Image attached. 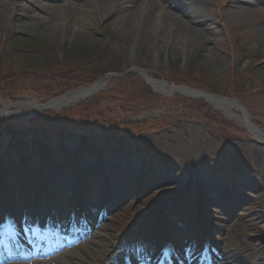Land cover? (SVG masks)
Here are the masks:
<instances>
[{"label": "rangeland", "instance_id": "374dc122", "mask_svg": "<svg viewBox=\"0 0 264 264\" xmlns=\"http://www.w3.org/2000/svg\"><path fill=\"white\" fill-rule=\"evenodd\" d=\"M93 1L0 0V30L40 39L57 47L65 43L85 47L97 44L108 46L114 57L113 60L109 57L106 64L118 72L108 75L119 76L105 88L112 93L116 87L127 82L132 84L128 81L132 76L128 71L133 68L144 69L149 76L164 79L168 84L175 83L164 77L174 75L191 76L193 79H201L204 75L220 77L224 93L230 94L226 98H233V91L250 92L249 99L239 96L241 104L250 118L258 115L260 121L257 123L264 127V41L260 39L264 32V0H116L111 12L101 8L96 11ZM158 1L165 10L166 18L170 12L180 16V11L191 5L194 9L188 19L195 18L192 26L195 25L198 30L208 28L204 30L207 32L205 43L190 46L194 41L189 31L193 29L191 24L185 32L183 29L177 31L186 38V47L174 45L173 40L165 43V33L169 30L167 21L157 33L145 32L142 40L140 37L136 40L128 37L124 25L119 23L121 15L142 3L150 12L149 9ZM236 17L240 19L237 22L234 21ZM59 54L63 55L62 52ZM60 55L58 58L62 61ZM97 59L100 63L106 60L102 57ZM173 66H177L176 70ZM79 67L77 65L75 70ZM240 74H245L246 86L251 84V87L245 88L243 83L242 89L239 87ZM196 85L186 87L192 89ZM138 89L144 91L146 100L128 104L118 100L102 102L99 110L81 113L83 118L74 119L94 126L93 130L90 129L94 142L82 132L61 134L64 133L61 130L64 121L55 120L54 116L45 112L39 114L38 120H55V124H48L43 130L28 124L31 118L28 121L21 116L25 111L13 115L16 109L10 110L13 117L4 119L16 120L11 123L20 129V136L26 138L24 144L16 145V140L10 142L9 137L0 134V178L5 176L12 183L26 174L29 179L31 176L39 179L37 183L28 179L19 180L26 185L0 186V193L7 194L6 199H0V203L4 204L6 200L11 207L21 209L22 213L27 211L23 207L26 203L30 208L27 214L33 217L35 212L31 207L43 209L41 205H45V200L47 210L40 215L42 222L21 217L14 225L7 221L4 213L7 211L1 209L0 229L3 225L11 227V231L18 228L22 235L16 238L21 243L26 242L25 230H30L33 224L41 230L46 228L66 235V231L73 230L72 212L83 214L86 208L89 215L86 201L90 197L79 189L83 185L92 194L91 201H96L91 210L95 209L98 214L100 206L107 210L106 217L96 229L106 225V230L101 232L109 236L117 234L118 242H133L136 245L143 240L145 244L148 241V244L152 241L158 244L151 251L149 246V251L145 250L137 257L139 252H135L131 261L125 264H156L165 243L161 240L163 228L157 219L163 222L166 217L173 219L166 229L174 247L182 248L190 242L199 245L185 260L171 250L177 264H183V261L188 264L194 261L196 264L200 260L204 247L201 239L204 236L211 243L210 264H264V136L257 139L249 133L238 120L237 117L242 118L243 115L236 109H232L233 116L226 115L205 102L183 95L152 97L142 86ZM121 98L123 100L126 96ZM28 100L24 98L21 101ZM201 116L208 117V121ZM251 122L256 124V120ZM103 125L106 127H100ZM129 137L146 142L147 148L152 147L164 160L155 158L157 154L153 153L137 158V152L130 149V143L126 142ZM107 138L112 140L114 152L106 150ZM61 145L65 148L63 152L60 151ZM222 146H227L239 160L225 158ZM44 159L50 163V168L53 163L61 162L73 167L78 160L82 167H95L104 172L95 180L86 181L87 178L84 180L77 176L69 182L56 180V183H46L44 177L51 176L50 173H55L57 169L45 172ZM121 161L138 174L136 179L106 175L105 171H113L112 166L118 173ZM11 171L17 173L11 175ZM59 172L71 175L61 169ZM50 184L59 187L52 189ZM61 187L62 190L59 189ZM42 190L45 193L41 194ZM71 206L75 211L69 209ZM64 209L68 210L64 212ZM16 212L10 210L8 213L18 218ZM59 213H64V222ZM5 237L10 235L0 234V238ZM77 243L61 251L74 248ZM1 248L3 242L0 252ZM121 251L118 253L122 257ZM54 254L39 257L40 262L37 263ZM19 262L13 260L2 264ZM201 262L206 264L202 259Z\"/></svg>", "mask_w": 264, "mask_h": 264}, {"label": "trees", "instance_id": "16d2710c", "mask_svg": "<svg viewBox=\"0 0 264 264\" xmlns=\"http://www.w3.org/2000/svg\"><path fill=\"white\" fill-rule=\"evenodd\" d=\"M58 51L63 54L62 61L58 58ZM98 57L106 60L100 63ZM109 57L113 60V51L108 46L103 47L100 44L91 47L65 44L58 48L40 39L0 30V99L17 100L20 95H25L46 101L60 97L81 86L93 83L107 73H118L106 64ZM77 65L80 67L75 70ZM102 65H105V67ZM219 79L220 77L211 78L206 75L202 76L201 79L174 75L171 78L169 77L168 80L188 86L197 84L196 88L223 94L224 91ZM128 81H131L132 84L127 82L123 86L116 87L114 93L112 91L101 93L95 98L78 105L77 108L72 107L60 113L49 112L57 120L64 121L62 129L58 127L64 131L61 134L69 133V131H65L67 129L90 134V129L93 130L94 126H89V122L82 119L81 123L74 119L83 118L81 113L99 110L102 102L107 103L118 100L122 101L123 104H128L132 101L146 100L147 96H145L144 91L138 89V86H142L146 94L149 93L152 97L155 96L152 90L139 78L131 76ZM122 96H126V98L122 100ZM40 123L38 119L31 121L33 125ZM43 123L46 122L43 121ZM0 130L8 133L10 140L18 139V143L21 142L19 139L24 137H21L20 131L16 130L8 121L0 120ZM109 138H107V143L111 145L112 140ZM117 141L120 142V140ZM126 142L130 143L132 147L147 146L144 141H138L136 137L131 139L129 137Z\"/></svg>", "mask_w": 264, "mask_h": 264}, {"label": "bare ground", "instance_id": "6f19581e", "mask_svg": "<svg viewBox=\"0 0 264 264\" xmlns=\"http://www.w3.org/2000/svg\"><path fill=\"white\" fill-rule=\"evenodd\" d=\"M217 1V0H216ZM116 0H94L92 2V6L94 9H96V11L99 10V8L101 9H106L108 12H111L113 10V8L116 6ZM141 2H145V0H142ZM142 4H139L137 7H135L133 10H129L126 13H124L123 15H121V18L119 19V23L124 25V30L126 31V35L128 37L133 38V40H136V38H139L142 40L141 37H143V35L145 34H150V33H157L158 31H160L161 29V25H163L166 21L168 22L169 25V30H167V32L164 34L165 35V43L169 41H172V43L176 46H181V47H186L187 46V40L186 38H183L182 35L178 34L177 31L178 30H184V32L187 30L186 27L188 28L189 25L191 24V27L193 29L189 30L191 33V37L193 38L194 36V41L191 42L190 46H194V44L196 46H200L203 44V42L205 41V39H207L206 35V31H204L205 29H208L207 27L202 30V28H199V30L197 29L198 27H196L195 25L192 26V24H194L193 19L195 18H191L188 19V15L191 13L192 14V10L194 9L191 5H189L186 8H183L180 11V16L175 15L174 13H169L168 17L166 18V15L163 13V11H165L163 9V6H161V4L158 2H156V5H153V8H150V12L146 11L147 7ZM82 8H84L83 10H85V6H83ZM88 9V8H87ZM2 12V11H0ZM165 15V16H164ZM238 19L237 17L234 19L235 22H237ZM185 27V28H184ZM262 28V27H260ZM257 32V30H256ZM185 34V33H184ZM173 37V38H172ZM260 39H262L264 41V32L261 34ZM180 41V42H179ZM189 42V41H188ZM207 42V41H206ZM205 43V42H204ZM264 46V43L263 45ZM104 83L99 82L97 83L95 86H93V90L97 89H103ZM155 88L158 91H168V89L166 87H164L163 85H159V84H155ZM90 91L86 90H82L80 92L77 93H72L69 94L61 99L55 100L54 102L50 103L48 105V107H54V109H59V108H63L66 106H69L72 103H76L80 98H82L83 95H86V93H89ZM188 91H185V93H187ZM207 100L210 102V104L216 108H218L221 111H224L227 114H231L233 115V109H237L238 112H244L242 110V108H239V104L237 102H227V101H218V99L215 98H207ZM233 103V104H232ZM5 105V104H4ZM13 107H16L18 109V111H23L26 110L27 114H35L40 112L44 107L40 106L39 104H33V103H26V104H19V105H13ZM8 109V107L6 108V110ZM8 114V113H7ZM243 114V113H242ZM238 120L243 123L246 124L249 119L246 115H244L242 118L238 117ZM256 133V132H255ZM261 137V136H258ZM121 166H120V171L118 173L114 172V170L116 169L115 166H112L111 169H113V171H105L106 175L111 177V178H115L114 176L118 177L121 176V178L123 179H129V178H137L138 174H136L134 171L130 170V167L128 165H124V161H121ZM70 164L66 163V162H61V163H53L51 165L50 168V163L44 159L43 160V168L45 172L53 171L55 169L56 172L55 173H50L51 176H46L44 177V181L48 182V183H56V180L58 182L64 181V182H69V180H73L74 178H76L77 176H79L80 178H83L86 181H89L91 179L95 180V178H98L99 176L103 175L102 169H98L95 167H82L80 166V162L78 163V160L74 163L73 167L68 166ZM48 169V171H47ZM59 169L63 170V171H67L70 174H65L63 172H59ZM61 174H56L58 173ZM125 172V173H124ZM14 173H17L16 171H11V175H13ZM124 173V174H122ZM137 175V176H136ZM22 181H26L23 179H28L33 181V183H37L39 177L34 176L29 179L28 175L26 174L24 178H20ZM19 178H16V180L13 181V183L10 181H7L4 178H0V185H3L5 188L10 186V184H15V185H26V182H19L20 180ZM51 185V184H50ZM54 186V185H53ZM55 187V186H54ZM59 186H56L55 188H57ZM62 190V187L59 188ZM79 189H83L88 195H89V201L87 199L86 203H87V209L89 212V221L90 224L92 226H95V224H98L100 222V219L98 220V214L95 213V209H93V211L91 210V207L94 206V204H96V201L93 203V201H91V195L89 192L86 191V186H80ZM93 195H96L95 193ZM162 196V195H161ZM41 197H43L41 195ZM45 205H41L43 209L39 208V207H31L33 208V212H35V216L39 217V215H42L44 213H46L47 207H46V201L43 200ZM18 206V205H16ZM64 206V205H62ZM25 209H27L26 212H28L27 208V204L25 203L23 206ZM65 207V206H64ZM74 207V206H73ZM103 206H100L99 209H102ZM71 208V207H70ZM69 208V209H70ZM4 209L5 211L7 210H16V214H18V218H12L11 220L13 222H16L18 224L20 218L24 215V213L21 212V209L19 208H15L8 206V205H2V203H0V210ZM39 209V211L37 210ZM45 210V211H42ZM68 209H64V212L67 211ZM86 210V208H85ZM8 211V212H9ZM49 211V209H48ZM87 211V210H86ZM55 213H57V211H54ZM61 215H64V213H59ZM1 213H0V217H1ZM233 216V215H232ZM28 218H30V215H28ZM173 219H166L163 222L159 221V225L163 226L162 228V239L163 241H166L169 237L168 231L166 229V227L168 225H170V223H172ZM82 225V222H81ZM150 226H152V223L149 224ZM106 225L102 226V228H100L99 231H96L95 234L92 236L91 235V239L88 240L85 244L78 246L77 249H73L71 251H67L64 254H58L56 257L48 260L47 262H43L41 264H115L118 260V262L120 264H123V259L119 256L118 251L122 249V247H124V249H130V247L132 246L133 242H118V238H117V234L115 235H107V234H103L101 232L106 230ZM88 227V226H87ZM92 228L89 226L87 228V230H85L84 232V228L81 231H78V234L75 237H68V236H62V240L64 242V245L61 244H56V245H51V248H57L59 246H68V242L72 241V242H77L78 240L85 238L86 236L90 235ZM105 238V239H104ZM104 239V240H103ZM34 240H32L31 237L27 238L26 237V243L25 245L29 247V244H33ZM158 244L154 243V241H152V243L149 245L150 248H152L153 246L157 247ZM122 253V251H121ZM26 254H30L31 256H33L34 254H37V252L34 251V249L26 251ZM122 255V254H121ZM39 256V253L38 255ZM121 258V259H119ZM33 264H37L36 262Z\"/></svg>", "mask_w": 264, "mask_h": 264}, {"label": "water", "instance_id": "95a60500", "mask_svg": "<svg viewBox=\"0 0 264 264\" xmlns=\"http://www.w3.org/2000/svg\"><path fill=\"white\" fill-rule=\"evenodd\" d=\"M135 73L136 74H141V76H142L143 79H145L148 83H151L152 84L151 80L147 77V75L144 72H135ZM108 79H109V77L105 78L104 80H108ZM92 88H93V86L87 88L86 89V92L87 91H90V92L89 93H86V95H83L82 97L83 98H86V97H89V96L95 94L97 91L96 90H93ZM172 90H173L172 92H174V91H177V90H186V88H183V87H180V88L172 87ZM7 102L8 101H3V102H0V103H7ZM17 104H21V103H17ZM48 104L49 103L43 105V107H44L43 110H54V107H48ZM31 116H33V115H31ZM31 116H24V117H31Z\"/></svg>", "mask_w": 264, "mask_h": 264}]
</instances>
